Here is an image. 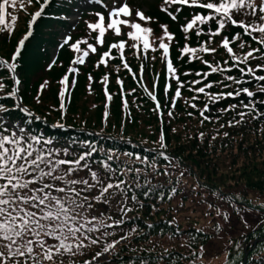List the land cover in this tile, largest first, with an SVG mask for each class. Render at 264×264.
I'll list each match as a JSON object with an SVG mask.
<instances>
[{"label": "trees", "instance_id": "obj_1", "mask_svg": "<svg viewBox=\"0 0 264 264\" xmlns=\"http://www.w3.org/2000/svg\"><path fill=\"white\" fill-rule=\"evenodd\" d=\"M43 1L32 0L28 5L25 0L23 9L19 4L7 8V28L0 31V60L5 62L0 65L4 85L0 107L9 111L0 112V116L52 138L56 147L71 145L70 151L77 154L89 151L86 145H92V160L106 161L116 169L115 179L131 186L126 197L117 195L109 205H97V215L112 217L108 223H124L106 229L114 235L75 257L77 264L91 260L115 241L119 243L111 248L107 260L100 256L93 264H242L247 253L246 264H264V92L259 90L264 82L234 67L221 41L240 32L245 47H239L241 40L230 46L237 55L259 48L257 57L264 55V45L231 25L221 35L210 36L217 28L214 21L198 25L200 35L196 28L185 33L183 26L197 13L206 15L207 10L170 5L165 0H145L151 20L138 23L153 29L147 51L142 41L139 48H133L136 41L127 31L117 36L108 30L100 45L98 30H91L89 24L98 22V14L104 12L101 4L89 7L87 0H52L13 62L23 86L19 89L8 61ZM76 9L81 21L72 28L67 18ZM235 18L248 19L242 15ZM164 25L173 36L163 40L169 45L167 57L158 39L164 36ZM67 29L72 31L71 40L64 42L60 35ZM83 40L97 51L93 53L81 43V49L89 52L84 58L87 63H73L82 52H75L71 45ZM121 41L126 42L123 58L119 49L110 48ZM185 46L215 48L216 52L193 55L182 51ZM55 49L59 54L53 61ZM109 51L110 56L104 58L107 63H102L103 53ZM167 60H171L174 74L168 72ZM204 61L231 71L211 73ZM259 64H264V59L250 58L247 65L239 67L246 70ZM204 73L210 74L205 78ZM256 75H264V71ZM227 76L245 82L235 84ZM197 80L201 83H192ZM208 83L213 84L205 89L209 95L195 91ZM244 87L256 95L248 97L241 92L210 102L212 95ZM14 89L18 90L12 96ZM92 166L102 177L108 176L99 164ZM121 208L131 211L125 214Z\"/></svg>", "mask_w": 264, "mask_h": 264}, {"label": "snow or ice", "instance_id": "obj_2", "mask_svg": "<svg viewBox=\"0 0 264 264\" xmlns=\"http://www.w3.org/2000/svg\"><path fill=\"white\" fill-rule=\"evenodd\" d=\"M165 2L170 5H186L207 10L206 15L197 13L190 22L183 26L182 30L185 33L196 28V34L200 35L201 29L198 25L214 21L217 28L215 31L209 32L210 36L221 35V32L231 25L242 29L244 35L251 37L258 44L264 45V0H165ZM27 3L31 5L32 0H27ZM18 4L23 9L25 0H2L0 2V25L5 26L0 28V31L7 28L5 25L7 8L9 6L15 8ZM43 11L44 6L34 14L29 32L19 42L20 48H23L25 41L31 37V24L35 22L36 18L41 17ZM236 15H242L248 19L238 21L235 18ZM98 16V22L89 24V28L93 31L98 30L97 40L100 45H103L108 30H113L115 35L119 36L122 34L121 26L127 25L134 29L127 34L131 40L142 41L145 51L151 47L149 38L153 35V29L143 27L135 20L120 18L133 16V11L127 4L114 7L111 10L110 22L106 26L105 17L99 14ZM135 16L140 21L151 20L143 12H137ZM15 20L16 17H13L14 22ZM162 29L164 36L158 38L160 40L159 47L163 49L165 57H167L169 45L163 40L165 38L172 40L173 36L168 33L166 25L162 26ZM253 33H259V36H255ZM236 40H241L240 32L235 33L231 40L225 36L221 41V46L234 61L233 66L239 68V71L244 75L250 74L257 82H264V75H256L257 71H264V64H259L256 68L248 66L246 70L239 67L240 64L247 65L250 58L264 59V55L260 57L255 55L260 51L259 48L250 49L243 55H237L230 46ZM81 43L87 44L93 53L97 51L96 47L88 44L87 40L76 42L71 47L77 53L82 52V56L74 60L73 63H84V58L89 55L88 51L81 49ZM125 44V41L118 44L113 43L110 48L119 49L121 58H123ZM132 47L139 48L140 45L134 43ZM239 47L243 49L245 42L241 40ZM182 51L195 55L198 51L215 53L216 49L204 46L194 49L185 46ZM19 55L20 51L18 50L13 59ZM109 56L110 51L103 53L101 62L106 64L107 61L104 58ZM196 58L199 59V57ZM4 63L3 60H0V65ZM204 63L211 69V73L231 71L230 68H222L219 64L213 66L208 61H204ZM124 66L128 67L126 62ZM8 67L15 72V63L9 64ZM167 69L169 73L173 74L176 71L171 60H167ZM209 74L204 73L203 75L206 78ZM176 79L179 83V77ZM226 79L235 84L245 82L233 76H227ZM13 80L15 85H19L18 79L13 78ZM63 82H67L66 77ZM192 83L198 84L201 81L197 80ZM228 86L225 85V87ZM3 87V83L0 82V89ZM211 87L213 84L208 83L195 91L209 95L205 89ZM17 90L14 89L10 95L15 96ZM259 90L264 92V83H260ZM241 92L248 97L256 95L244 87L235 92L212 95L210 102H215L225 96H238ZM180 95L178 90L176 96ZM152 98L155 99V97ZM195 98L193 97V99ZM192 107L195 108L196 105L193 104ZM245 107H249V105H245ZM7 111L9 109L0 107V112ZM201 114L203 115V112ZM240 115L243 116L245 113H240ZM26 123H30V121ZM55 143L50 137L34 134L27 127L19 123H9L3 116H0V264H65V258H67V264H77L75 257L85 255L86 249L99 244L104 238L114 235L106 229L124 223L123 220H114L113 223H108L107 221L112 220V217L104 213L97 215V205H109L112 198L117 195L126 197L127 191L131 187L130 185L125 187L127 181L115 179L116 169L106 161L92 160L95 151L92 145H86L90 149L89 151L77 154L70 151L71 145L56 147ZM108 159L111 160L112 156L109 155ZM93 163L99 164L108 173V176L102 177L98 170L93 169ZM85 171L87 175H81ZM135 171L139 172V170ZM114 180L115 182H113ZM132 199L136 200V197L133 196ZM120 211L126 214V211H131V209L121 208ZM125 238L121 237V239ZM116 243L119 241L107 244L102 251L95 253L91 260L84 261V264H93V261H98L99 257L114 248Z\"/></svg>", "mask_w": 264, "mask_h": 264}, {"label": "rangeland", "instance_id": "obj_3", "mask_svg": "<svg viewBox=\"0 0 264 264\" xmlns=\"http://www.w3.org/2000/svg\"><path fill=\"white\" fill-rule=\"evenodd\" d=\"M96 1L97 0H90L89 5H91L92 2L95 3ZM123 4H127L130 7V9L133 11V16L132 17H120L121 19H131V20H135V17H136L135 14L137 12H143L144 15L146 16L145 13H146V11L149 8L148 5L146 4V1L145 0H112V1L109 2L108 8H107V14H108V20H109V22H110V12H111V10L114 7H120V6H122ZM75 18H76V20L78 19V17H75ZM106 20H107V18L105 17V22H106ZM123 28H126V30H128L130 32L134 31V29L128 27L127 25H124ZM64 34H63V36H64ZM65 36H67V34H65Z\"/></svg>", "mask_w": 264, "mask_h": 264}]
</instances>
